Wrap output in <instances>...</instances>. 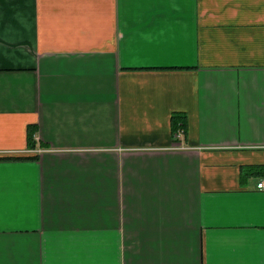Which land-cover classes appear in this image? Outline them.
Here are the masks:
<instances>
[{"label":"crops","instance_id":"obj_1","mask_svg":"<svg viewBox=\"0 0 264 264\" xmlns=\"http://www.w3.org/2000/svg\"><path fill=\"white\" fill-rule=\"evenodd\" d=\"M258 166L264 0H0V264H264Z\"/></svg>","mask_w":264,"mask_h":264},{"label":"trees","instance_id":"obj_2","mask_svg":"<svg viewBox=\"0 0 264 264\" xmlns=\"http://www.w3.org/2000/svg\"><path fill=\"white\" fill-rule=\"evenodd\" d=\"M172 128H173V135L175 136L179 131H185L186 128V117L181 113H175L172 116ZM33 137H30V146H33ZM255 172L257 174H260L264 172V166H258V167H251L249 168L248 173Z\"/></svg>","mask_w":264,"mask_h":264},{"label":"built area","instance_id":"obj_3","mask_svg":"<svg viewBox=\"0 0 264 264\" xmlns=\"http://www.w3.org/2000/svg\"><path fill=\"white\" fill-rule=\"evenodd\" d=\"M183 131H179L175 136L174 139L175 140H179V138L182 136ZM257 189L260 191H264V179L262 181H260L257 185Z\"/></svg>","mask_w":264,"mask_h":264}]
</instances>
